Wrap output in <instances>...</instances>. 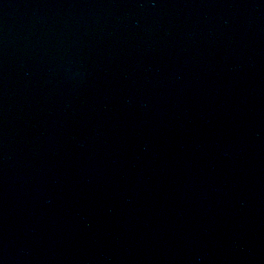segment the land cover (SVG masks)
Masks as SVG:
<instances>
[{"label": "water", "instance_id": "95a60500", "mask_svg": "<svg viewBox=\"0 0 264 264\" xmlns=\"http://www.w3.org/2000/svg\"><path fill=\"white\" fill-rule=\"evenodd\" d=\"M0 264H264V0H0Z\"/></svg>", "mask_w": 264, "mask_h": 264}]
</instances>
